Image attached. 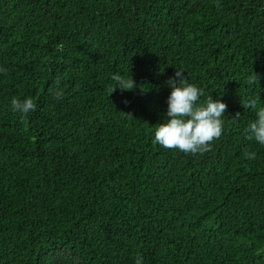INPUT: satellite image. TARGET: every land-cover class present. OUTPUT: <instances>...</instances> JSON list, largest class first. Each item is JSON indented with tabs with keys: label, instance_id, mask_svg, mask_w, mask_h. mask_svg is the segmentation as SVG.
<instances>
[{
	"label": "trees",
	"instance_id": "obj_1",
	"mask_svg": "<svg viewBox=\"0 0 264 264\" xmlns=\"http://www.w3.org/2000/svg\"><path fill=\"white\" fill-rule=\"evenodd\" d=\"M0 68V264H264V0H0ZM176 69L227 105L207 153L154 141Z\"/></svg>",
	"mask_w": 264,
	"mask_h": 264
},
{
	"label": "clouds",
	"instance_id": "obj_2",
	"mask_svg": "<svg viewBox=\"0 0 264 264\" xmlns=\"http://www.w3.org/2000/svg\"><path fill=\"white\" fill-rule=\"evenodd\" d=\"M219 7V5H217ZM7 69L0 68V73ZM183 69H176L174 78H170L167 83L172 91L167 99V120L159 124L154 131V141L165 149H177L186 154H204L212 150V143L218 140L223 134L224 121L227 105L221 99H213L209 95L206 102L199 103L204 90L193 83H189L184 76ZM112 79L116 82L115 87L109 89L110 94L119 87L121 90H131L135 87V82L131 78L125 79L121 74H113ZM259 77L253 73L247 81L255 84ZM56 90L53 95L56 100L63 98V90L59 88L60 80L55 81ZM247 107L256 109L257 100L250 97ZM244 106V105H243ZM11 107L15 112L25 116L37 109V104L32 98L20 99L13 97ZM237 116L240 114L237 113ZM257 119L249 124L246 129L247 139L255 140L264 145V108L256 113ZM248 159H253L255 153H247ZM135 264H143V258L137 256Z\"/></svg>",
	"mask_w": 264,
	"mask_h": 264
}]
</instances>
